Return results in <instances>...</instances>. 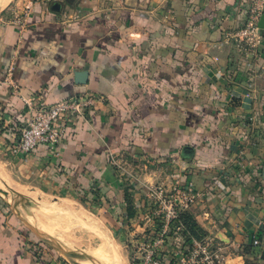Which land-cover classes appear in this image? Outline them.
<instances>
[{
    "label": "crops",
    "instance_id": "obj_1",
    "mask_svg": "<svg viewBox=\"0 0 264 264\" xmlns=\"http://www.w3.org/2000/svg\"><path fill=\"white\" fill-rule=\"evenodd\" d=\"M10 1L0 0V9ZM58 3L61 12L54 10ZM251 3L12 0L0 12L4 180L39 196L88 204L136 235L142 229L136 220L130 224L126 183L111 164L124 157L128 166L148 167L141 175L146 185L194 183L201 198L191 213L206 235L226 244L227 264H264V43L254 60L229 44L216 47L226 32L245 25ZM28 6L26 24L19 26L16 14L25 16ZM78 71L89 72L87 84L76 82ZM83 93L104 102L86 119L66 121L59 151L42 146L29 156L13 154L29 119L22 97L44 94L53 104ZM0 190L22 197L13 210L41 235L53 236L83 219L71 203L61 208ZM138 190L130 192L140 214L147 201ZM43 207L48 211L41 213ZM7 209L0 200V264L63 258L30 238ZM93 232L101 241L91 254L95 262L124 264L108 236ZM73 253L80 264L82 256Z\"/></svg>",
    "mask_w": 264,
    "mask_h": 264
},
{
    "label": "built area",
    "instance_id": "obj_2",
    "mask_svg": "<svg viewBox=\"0 0 264 264\" xmlns=\"http://www.w3.org/2000/svg\"><path fill=\"white\" fill-rule=\"evenodd\" d=\"M30 9V6L26 8L23 17L16 14L19 26H25ZM246 15L245 25L226 32L224 39L217 42L216 47L220 49L229 44L237 55L254 60L264 43L263 30L259 26L264 15V0H252ZM216 61L219 59L216 58ZM218 73L223 75L221 70ZM22 99L27 105L29 119L20 140L12 149L13 154L18 156L32 155L42 146L59 151L68 129L66 121L86 119L104 102L102 97L94 93H83L53 104H48L44 94ZM111 164L132 191H145L147 207L138 215L135 224L142 229L141 233L135 235L136 248L141 254L135 264H227L228 247L215 236L192 239L186 245L181 234L187 228L181 222L173 227L181 215L191 211L201 198L193 182L181 184L176 179L171 184L155 182L146 185L141 175L148 170L147 166L143 169L128 166L124 157L112 158ZM175 236L177 239L173 241L176 244L180 242L181 245L175 246L172 242L171 238ZM50 264L69 263L60 256H53Z\"/></svg>",
    "mask_w": 264,
    "mask_h": 264
},
{
    "label": "rangeland",
    "instance_id": "obj_3",
    "mask_svg": "<svg viewBox=\"0 0 264 264\" xmlns=\"http://www.w3.org/2000/svg\"><path fill=\"white\" fill-rule=\"evenodd\" d=\"M12 3V0L8 5L0 9V12L5 8H8ZM139 172V169H137ZM142 173V172H139ZM6 174L0 170V186L5 190L12 192H20L21 194H25L27 197H33L37 200H40L44 204L49 205H57L61 208H64L63 202H68L73 204L75 211L82 212L83 219L79 222L73 221V225L71 229H66L57 231L53 234V236L46 235L50 239L62 245L70 252H75L78 255L82 256L81 263L82 264H97L95 259L92 257V252L97 249L101 245L100 239L94 234L93 229L99 230L108 236V238L112 241V245H114L115 253L119 256L120 261L124 264H135L137 258L141 255L138 249L136 248L135 243V235L130 234V230H123L120 228L116 221L112 220V217L109 216L107 212L101 211L99 214L96 209H91V206L88 204H81L76 200L52 198L46 196H39L37 193L35 194L33 191L24 189V188H15L11 186L7 181H5ZM125 184V182H124ZM13 195V194H12ZM4 206L7 207L8 212L14 218L22 223V226L25 228L26 232L29 234V237L33 240H37L35 235L28 230V228L23 224V219L20 217L15 210L11 209V207L7 206L3 202ZM73 208H67L66 210H72ZM39 211V210H35ZM47 207L41 208L42 212H47ZM73 218V217H72ZM117 251V252H116ZM54 254L58 255L56 252ZM61 255V254H60ZM65 260H67L63 255H61ZM68 261V260H67ZM69 264L70 261H68ZM80 263V264H81ZM79 264V263H76Z\"/></svg>",
    "mask_w": 264,
    "mask_h": 264
},
{
    "label": "water",
    "instance_id": "obj_4",
    "mask_svg": "<svg viewBox=\"0 0 264 264\" xmlns=\"http://www.w3.org/2000/svg\"><path fill=\"white\" fill-rule=\"evenodd\" d=\"M54 10L56 12H61L62 11V4H59V3L56 4L54 6ZM259 26H260V28L262 30H264V15L262 16V18H261V20L259 22ZM88 77H89V72L88 71H78V72L75 73L76 82L79 83V84H87L88 83ZM17 198H21L22 199V197L18 196L17 194L12 195V194H8V193H5V192L0 190V200L2 202H4L5 204H7V206L11 207V209H14L16 207L15 206V200ZM23 224L41 242H43L44 244H46L47 246H49L51 249L55 250L59 254L63 255L68 261H70V263L76 264V263H74L72 261V258L70 257L71 255L76 257V255L74 253L66 250L65 248H63L62 245H60L59 243H57L54 240L50 239L49 237H46V235H41L40 232H38V230H36V228H34V226H32L30 223H28L25 219H23Z\"/></svg>",
    "mask_w": 264,
    "mask_h": 264
},
{
    "label": "trees",
    "instance_id": "obj_5",
    "mask_svg": "<svg viewBox=\"0 0 264 264\" xmlns=\"http://www.w3.org/2000/svg\"><path fill=\"white\" fill-rule=\"evenodd\" d=\"M131 188L126 184L124 188V203L127 205V211H128V218L130 221V224H133L136 218L139 215V212L134 208L133 206V199H134V194L130 192ZM98 197H96L95 201L97 200V205L101 206L100 204L101 197L100 194H97ZM99 202V203H98ZM179 222L183 223L184 226L187 228L181 235L185 239V244L189 245L190 241L192 239H197L201 240L205 238L207 235L206 233L202 230L198 222L196 221L194 215L191 213V211L184 212L180 219L177 221L176 224L173 225L175 228ZM175 239V237H173Z\"/></svg>",
    "mask_w": 264,
    "mask_h": 264
}]
</instances>
